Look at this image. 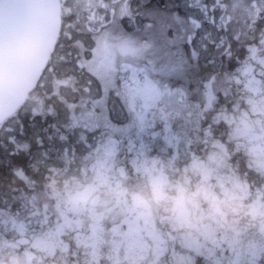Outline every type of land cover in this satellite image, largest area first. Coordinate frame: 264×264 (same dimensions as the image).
Listing matches in <instances>:
<instances>
[{"label":"trees","instance_id":"16d2710c","mask_svg":"<svg viewBox=\"0 0 264 264\" xmlns=\"http://www.w3.org/2000/svg\"><path fill=\"white\" fill-rule=\"evenodd\" d=\"M68 1L63 10V31L42 83L29 102L0 128V257L6 261L14 256L29 259V255L32 257L33 253L40 251V246H36L29 255L21 253L26 247L15 243L19 235L18 226L39 244H58L55 250L42 246L46 248L45 251L58 252L65 242L71 249H76V240L72 237H80L75 234L73 219L79 218L73 216L70 209L75 204L73 197L87 187L78 189L65 180L75 167L80 170L81 165L86 168L91 164L92 161L88 159L91 153L82 147L97 145L96 140H100L98 144H102L103 148L109 145L114 150L112 159L108 157V198L104 202H97L104 210L110 202H116L111 180L120 185L114 186L124 189L122 196L125 201L136 198L139 209L143 208V201L147 202V213L150 208L175 201L179 196L185 197L195 211L199 209L201 197L214 200L209 185L196 183L199 180L196 177L188 182L182 176L181 185H162L161 191L170 196L154 201L153 194L161 187L143 184L142 178L147 176L148 169L143 167V162L150 160L152 166L156 161H166L165 150L168 146L176 153V163H185L187 158L191 161L192 152L198 155L197 147H206L201 151L202 156L193 160L201 162L203 159L213 166L216 153L212 142L219 144L225 141L229 149L236 150V156L232 159L235 161L239 156L242 169L249 163L262 167L241 134L245 126H242L245 124L244 115L249 112L245 104L249 85L243 82L241 74L248 69L253 76H258V89L264 87V41H198L195 38L182 41L179 48L185 54H175L179 70H172V74L168 75L158 71L159 66L153 63L154 55L142 47L140 55H130L127 59L118 57L117 50L112 56L96 51L100 47L107 50L103 37L116 33H120L118 37L126 48H135L136 41L140 42L134 35L137 33L135 27L143 26L141 15L145 17L150 7L163 12L176 9V14L190 25L194 24V27L197 19L205 18L203 22L210 24V29L217 34L218 27L210 22L214 19L217 23L219 19L220 10L214 6L215 0H118V7L116 0H108L107 8L101 7L99 0ZM241 2L247 13L258 17V22L264 21V0ZM90 11L107 21L92 22L88 17ZM212 11L218 14L210 17ZM123 34L130 39L122 37ZM207 46L212 50L202 58L201 53ZM148 65L154 67L152 74L145 70ZM244 65H251L252 69L243 68ZM203 66L205 68L200 71ZM106 69L113 72L111 80H106ZM182 69L186 78L169 79ZM130 75H136L150 86V94L157 105L156 111H151V106L147 112L152 115L153 122L138 120L136 107L142 99L136 90H132L131 95ZM219 82L222 86L216 85ZM84 86H87V90ZM206 106L210 108L207 110ZM76 120H83L84 123ZM98 120L103 124H92ZM163 132L170 133V143ZM93 138L97 139L93 141ZM179 138L181 143L176 142ZM131 142L135 148L133 151L126 150ZM138 147H141L143 159H137L133 153ZM218 156L221 168L224 161L219 152ZM212 170L209 175L211 179ZM213 171L215 175L219 173L218 170ZM22 174L27 177L28 185L22 182ZM100 192L101 188L98 189ZM247 194L264 195V192L254 185ZM249 200L245 197L243 201L246 215ZM83 202L80 214L89 215L91 209L86 205L87 201ZM99 206L96 208L98 212L101 210ZM212 212L209 209V213ZM197 216L203 220V212ZM105 217L103 220L107 226L119 225L125 220L111 221ZM245 222H237V226L225 223L224 226H235L244 233L242 239L245 243L249 239ZM253 236L259 238L257 234ZM82 239L88 249L83 264H94L90 258L100 259L105 248L113 253L111 245L103 248L101 241L96 239L97 255H92L89 242L93 239ZM81 259L83 261V257ZM95 264H101L100 260ZM107 264H113L112 258H108Z\"/></svg>","mask_w":264,"mask_h":264},{"label":"flooded vegetation","instance_id":"af4514ba","mask_svg":"<svg viewBox=\"0 0 264 264\" xmlns=\"http://www.w3.org/2000/svg\"><path fill=\"white\" fill-rule=\"evenodd\" d=\"M65 1V0H64ZM100 6L107 8L109 6L108 0H99ZM116 5L118 7L119 1L116 0ZM66 4V3H65ZM73 4H75L73 2ZM92 4V1L89 2ZM243 2L239 0L235 2L234 0H215L214 6H218L220 13L219 19L216 23L214 19L210 22L215 27H218L217 34L211 28L210 24H206L203 21L205 18L197 19L194 24L190 25L188 21H185L187 28L183 29V32L179 34V38L176 37L177 41H188L193 38L198 41H236V40H249L256 39L264 41V21L258 22V17L254 18L251 14L242 7ZM203 8V5H201ZM214 8V7H213ZM153 8L150 7L151 11ZM227 9H230V12H227ZM108 10V9H107ZM147 11V14L149 12ZM144 11V9H143ZM91 14L93 12L91 11ZM218 14V13H217ZM216 11H212L209 15L210 17H215ZM143 20V26L135 27L137 28V33L134 35L137 36L140 42H137V46L132 48L128 46L126 48L123 46V50L120 54L123 56H134L136 54L140 55L141 46L147 40L153 36L155 29L151 28L153 23L151 18L146 15L145 17L141 15ZM92 22H106L107 19L103 17H96ZM122 25V24H121ZM123 26V25H122ZM191 27V28H190ZM255 28V30L253 29ZM135 32V31H134ZM131 34V33H130ZM178 35V34H177ZM128 35L122 37L125 38ZM108 37H111L110 34L105 35L103 38L107 42V50H104L100 47V50L96 53H103L109 56H112L117 49H112L108 47ZM143 47V46H142ZM145 50V49H144ZM120 51V50H119ZM146 51V50H145ZM147 52V51H146ZM154 53V49L152 48ZM93 57H96L95 55ZM123 62V60H122ZM251 68V65H244L243 68ZM50 68V66H49ZM205 66L200 68V71L203 70ZM154 70V67L148 65L145 68L146 71ZM252 69V68H251ZM136 76V75H133ZM208 86V83H206ZM222 83L219 82L216 85L222 86ZM249 88V87H247ZM155 99V98H154ZM151 99V101H140L137 104L136 110L138 111V120L145 121L150 120L153 122V117L148 111H156L157 105L156 101ZM209 106H206L205 109H209ZM147 113V114H146ZM256 126V127H255ZM251 125V129L254 128L256 133H261L257 128H260V125ZM167 135L166 141L171 142V135L169 132H163ZM264 135H262L263 137ZM184 137V136H182ZM180 137V138H182ZM180 138L176 141L181 143ZM97 138H93L95 141ZM97 145L87 144L83 146L87 152H90L91 155L88 156V159L91 162L86 168L81 165V168L75 167L73 173L70 177L65 180H69L70 183L79 187L78 189L87 187V189L79 190L83 195L88 192L86 198V205H89L91 211L89 215L82 213L79 219L75 220V234L80 238H89V246L92 251V255H97L96 243L99 239L103 248L111 245V250L113 253H110L108 248L104 249V255L100 259H95L91 257L90 260L94 264L100 260L101 264H107L108 258H112L113 264H264V195H253L247 194L246 198H249L247 204L249 211L246 215L245 229L248 241L243 243L245 237L244 233L235 227L237 222H232L235 226H224L221 228L213 227L203 223L202 219L197 216V211L192 210V206L189 205V202L185 200V197L176 198L175 202L177 206L181 209V213L177 219L179 220V225L176 230L171 228L161 229L157 226L156 223V209L155 207L150 208L148 211V226L147 231L138 229L137 227H130L129 224H126L124 221L119 225L107 226L106 221L103 220V217L107 215L106 210L103 209V206H99V202H104L108 198V182H109V163L108 157L106 155L108 148L107 146L103 148L102 144L99 145L100 140H96ZM107 143V142H106ZM135 148L133 142L126 150H132ZM206 147H197L196 153L192 152L191 161L187 159L184 160L185 163H176L174 162V157L176 155L173 152L172 147L168 146L165 150L166 161L155 162L152 166L150 160L147 163L143 162V167L147 169V176L142 178L143 184H151L159 186L155 193L154 201L160 200L170 196L169 194H164L162 190V185H181L183 184L180 177L185 176L188 182H192L191 179L196 177L199 180L208 181L211 179V176L205 175L213 170H220L221 162L218 156V151L214 149L216 153V163L213 166H210L209 163H205L203 159L201 162H195L193 159L202 156L201 151L205 150ZM189 150V148H186ZM264 151H261L262 153ZM137 155V159H143V154L141 153V147L137 148L136 152H133ZM187 154V152H186ZM124 154H122L123 156ZM264 158V153H262ZM200 157H198L199 159ZM147 160V159H146ZM125 169V168H124ZM126 173V170H124ZM213 177L215 175L214 171ZM211 174V173H210ZM209 174V175H210ZM22 182L24 185H28V179L23 174ZM42 180V179H41ZM205 182L200 184L204 185ZM111 184L118 185L116 182L111 180ZM208 185L207 183H205ZM101 188V192L98 193V189ZM78 192V191H77ZM97 192V194H93ZM97 206L101 209L98 212ZM89 212V211H88ZM99 215L97 219L92 217V214ZM85 216H88V219L85 220ZM20 229V226L17 227ZM26 235H29L24 231ZM259 235L254 237L253 235ZM17 244V243H16ZM40 251H45L47 246L52 248L50 250H55L57 243H46L39 244ZM21 246L20 244H17ZM43 246V247H42ZM26 248L21 250V253L30 254V250L34 249L33 244L31 243Z\"/></svg>","mask_w":264,"mask_h":264},{"label":"water","instance_id":"95a60500","mask_svg":"<svg viewBox=\"0 0 264 264\" xmlns=\"http://www.w3.org/2000/svg\"><path fill=\"white\" fill-rule=\"evenodd\" d=\"M61 27L60 0H0V124L39 84Z\"/></svg>","mask_w":264,"mask_h":264},{"label":"clouds","instance_id":"9594fccd","mask_svg":"<svg viewBox=\"0 0 264 264\" xmlns=\"http://www.w3.org/2000/svg\"><path fill=\"white\" fill-rule=\"evenodd\" d=\"M84 87L87 90V86ZM259 131L264 135V123L260 125ZM212 143L224 163L218 176L208 181L202 179L196 181V183H207L214 196V200L211 201L201 197L197 214L203 212V223L221 228L225 223L246 221L243 201L251 186L256 185L260 191L264 192V167H256L249 163L246 168L242 169L240 157L237 156L235 161L232 159L236 156V150L229 149L225 141H220L219 144L216 141ZM257 182H259L258 185ZM209 209L213 210L211 214ZM106 213L105 219L111 221L126 219L131 214L130 209L122 207L118 201L110 202ZM180 213L181 209L175 201L160 204L155 213L157 226L161 229L176 230L179 225L177 217ZM87 219L88 216H85V220ZM72 239L76 240V249H71V246L65 242L58 252L33 253L29 259L14 256L9 261L0 257V264H83L87 259L88 249L82 238L72 237Z\"/></svg>","mask_w":264,"mask_h":264},{"label":"rangeland","instance_id":"374dc122","mask_svg":"<svg viewBox=\"0 0 264 264\" xmlns=\"http://www.w3.org/2000/svg\"><path fill=\"white\" fill-rule=\"evenodd\" d=\"M244 1V0H243ZM238 2V1H235ZM171 7V6H169ZM176 9H169L168 12L158 11V10H149L148 16L151 18L153 23L151 24V29H155V33L152 34L153 36L150 38V40H147L146 43L144 42L142 44V48H144L147 52L154 55L153 63H157L159 66L158 71L166 72L168 75L172 74V68L169 66H172L174 68L180 67V65H177L174 63V51L179 48L180 41L177 44L176 37L179 36L181 32H183V29L187 28V25L185 24L184 20L179 15L176 14ZM89 19H94L96 17H99L96 13L93 12L91 14V11L88 13ZM116 28H118V24L116 25ZM179 33V34H178ZM178 34V35H177ZM111 35V34H110ZM120 33H116L111 35V37H108V47L117 49L116 55L118 57H123L120 52L123 50V46L121 45L123 40L118 37ZM179 38V37H178ZM180 39V38H179ZM169 46H176L175 48L169 47ZM152 48L156 50V54L152 52ZM165 49V50H164ZM120 50V51H119ZM212 50L211 47H204L201 56L202 58L207 54L208 51ZM185 52L183 50H180L179 52H176V55H183ZM126 59L129 56H124ZM152 64V63H151ZM264 65V61H263ZM179 70V68H177ZM176 70H173L175 72ZM106 72V80H111V77L113 75V72L109 69L105 70ZM177 72V71H176ZM148 73L152 74V72L148 69ZM184 72L183 69L177 73L174 74L173 77L169 79H180V78H186L183 76ZM163 75V74H162ZM130 81L129 89L131 91V95L133 96L132 90H136L139 93L140 97L144 101H151V91L150 86L147 82L143 81L141 78L137 76L130 75ZM163 77H165L163 75ZM241 79H243V82L249 85V90L247 91L249 96L245 100V104L247 105V114L244 115V122L245 124H242L244 126L242 137L244 140L248 143L250 151L255 156L257 163L261 164L262 167H264V158L262 157L261 151H264V136L262 137L261 133H256L254 131L255 129H251V125L264 123V87L258 86V76H253L248 69L245 70L243 74H241ZM257 88V89H255ZM123 88L121 89V91ZM77 122L84 123L83 120H76ZM92 124H103L102 121L98 120ZM90 125V124H89ZM255 126V125H254ZM256 127V126H255ZM247 134V135H245ZM108 151L106 153L107 157H110V160L112 159L114 155V150L108 145ZM255 161V162H256ZM209 173H206L207 176H209ZM156 189V188H155ZM114 190V196L116 198V202L118 201L122 207L129 208L130 213L125 221L130 225V227H137L138 229H141L143 231H147L148 221L149 217L147 215V202L143 201L142 205L143 208L139 209L140 207L137 205V200L134 198L132 201L128 200L125 201L123 199V193L124 189L119 188L118 186H113ZM157 190V189H156ZM88 196V192H86L83 195L76 194L74 198L75 204L70 209V212L73 216H78L82 212V206L84 205L83 200L86 202V198ZM113 196V197H114ZM23 229H19V233L21 234ZM34 242H37L35 240ZM36 243L33 247H36ZM31 258V256L29 255Z\"/></svg>","mask_w":264,"mask_h":264},{"label":"bare ground","instance_id":"6f19581e","mask_svg":"<svg viewBox=\"0 0 264 264\" xmlns=\"http://www.w3.org/2000/svg\"><path fill=\"white\" fill-rule=\"evenodd\" d=\"M47 68V67H46ZM46 70V69H45Z\"/></svg>","mask_w":264,"mask_h":264}]
</instances>
